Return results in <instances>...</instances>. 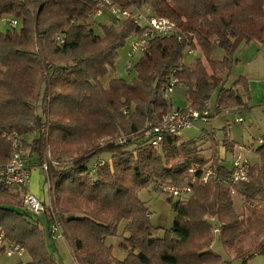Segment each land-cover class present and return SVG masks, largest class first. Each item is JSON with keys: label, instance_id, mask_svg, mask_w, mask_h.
Masks as SVG:
<instances>
[{"label": "trees", "instance_id": "obj_1", "mask_svg": "<svg viewBox=\"0 0 264 264\" xmlns=\"http://www.w3.org/2000/svg\"><path fill=\"white\" fill-rule=\"evenodd\" d=\"M115 2L124 8L149 7L193 36L182 42L153 39L132 69L136 77L131 82L112 77L106 87L102 81L114 70L118 50L143 33L132 19L119 26L103 24L100 35L89 22L91 14L101 11L96 0H0V17L21 20L19 30L0 29V125L34 136L26 145H31L37 167L47 161V143L57 161L73 145L92 147L69 165L51 169L50 191L82 264H224L223 255L212 249L217 225L221 245L232 250L240 264H247L255 255L246 249L244 236L250 225L263 228L264 216L256 221L242 218L231 185L213 179L191 184L192 195L186 200L168 196L175 218L162 236L139 191L154 182L182 186L191 167L209 162L194 160L195 150L179 144V136L167 137L159 148L143 138L147 123H157L174 109L173 101L164 97L172 75L186 89L193 109L202 110L216 92L217 114L250 108L244 99L250 98L246 78L239 77L231 86L228 80L240 44L257 42L264 47V0ZM216 46L225 51L223 58H214ZM188 48L201 52L194 66L184 62ZM105 136L125 142L95 146ZM224 142L232 152L235 144L228 134ZM105 152L112 161L90 177L93 159ZM11 154V145L0 136V165ZM255 154L259 162L251 164L248 181L233 187L245 208L258 210L264 208V145ZM212 161L218 176L230 175L232 162L227 167L217 155ZM21 193L0 188V228L8 241L29 253L31 264H60L47 247L50 233L38 220H30L28 212L16 209L23 207ZM46 220L49 225V211ZM120 235V245L128 253L124 259L115 257L114 246L106 243ZM257 249L264 255V242Z\"/></svg>", "mask_w": 264, "mask_h": 264}, {"label": "rangeland", "instance_id": "obj_2", "mask_svg": "<svg viewBox=\"0 0 264 264\" xmlns=\"http://www.w3.org/2000/svg\"><path fill=\"white\" fill-rule=\"evenodd\" d=\"M149 9V7H145ZM111 13L108 9H102L100 14H95L91 17V24L95 28V33L102 35V25L103 24H111L112 20L109 17ZM96 24H93V23ZM1 24V23H0ZM0 29L2 32L8 31L10 28L1 24ZM21 29V25L18 27V30ZM132 38L128 39L126 45L118 50V58L115 62L114 70L111 69L109 75L106 79L102 81L104 86H108L109 80L112 77H122L127 81L131 82L135 77L136 74L134 71H126L125 66L129 61L128 57V50H129V42ZM255 43V42H254ZM248 43L243 42L238 47L237 51L234 54V59H240V63L234 64L231 76L228 80V86H231L235 80L241 76L243 69L247 63L255 61L250 64L251 66L260 68L261 71V79L256 83L252 82L250 88V98L244 96V99L249 103V109H242V108H235L231 110H225L219 114L215 111V105L217 101V93H214L209 101L208 108L210 109V116L207 118L208 120L200 121L196 124L195 128L188 129L183 131L179 135V144L189 145V147L195 152L192 154V158L198 159L202 158L207 160V165H212L213 157L215 155L219 157H223V165L229 167L233 156L240 152L239 148L235 149L234 151H229L227 148L224 138L226 134L230 136L231 139L240 143L242 145H246L250 143L252 140H256L257 138L264 136V54L257 57L258 50L256 46H252L254 48L248 49ZM256 45V44H255ZM199 55L201 56V52L199 51ZM225 55V51L216 46L214 50V58L220 59L223 58ZM197 59L194 56H189L186 54L184 62L187 65L194 66ZM225 77V76H224ZM180 86V85H179ZM178 86V87H179ZM177 87V88H178ZM183 87V86H180ZM176 88V92L173 93L174 95L179 98L182 94V88ZM184 88V87H183ZM186 91V89H185ZM43 92V91H42ZM41 94L43 95V93ZM41 95V96H42ZM171 97V98H172ZM184 106L186 104L184 98L176 103V105ZM206 107V106H205ZM204 107V108H205ZM203 108V109H204ZM210 120L211 118H214ZM237 117L242 118V122H238L236 119ZM38 135V133L36 134ZM35 135V136H36ZM28 143H31L34 136H25ZM111 138L108 136L100 138L96 143L95 146L97 147H105L109 143H114L110 141ZM223 140V141H222ZM244 143V144H243ZM27 151L31 153V145H26ZM90 145L88 144H77L69 147V149L64 151L63 156L57 161V159L52 155L50 144L47 143L46 147V163H49L51 169L54 166L53 162H58L59 167H64L69 165L73 162V160L84 153L86 150L91 149ZM133 149V148H132ZM245 153V152H244ZM247 153V151H246ZM248 157L250 158L252 164H256L259 162V158L255 154V152L247 153ZM220 158V159H221ZM103 160L105 163L112 161V155L108 153H102L98 157L94 158L93 161ZM37 161L35 159L33 161V165L36 166ZM206 166V165H205ZM33 175L31 174V179L29 182L28 187L35 191L36 193H40L38 196L40 199L45 200L47 204L56 203L55 201V194L52 195L50 191L49 183L45 180V176H47L46 172L41 168L37 167L32 170ZM97 174V173H96ZM33 176V177H32ZM93 175H90L92 177ZM48 177V176H47ZM49 178L51 185L53 184L52 173L51 170L49 172ZM157 182H154L150 189H143L139 191V197L142 201H145L146 205L148 206L149 210L151 211V221L155 226H158L160 229L158 236L164 235L166 229H169L174 221L175 212L172 210L171 204L168 202L167 197L168 194L160 192V190L155 189ZM30 190V189H29ZM54 193V191H53ZM23 193L19 197V201H22ZM170 197V196H169ZM178 200L177 198H174ZM235 200V207L237 212L241 215L242 218L251 217L253 221H256L258 217L264 216V208L253 210L252 208H245L242 202L239 201V197L234 196ZM57 205V203H56ZM58 207V205H57ZM17 210H25L23 207H17ZM59 210V209H58ZM26 211V210H25ZM28 212V211H26ZM60 212V211H59ZM29 213L30 220H38L40 222V226L49 233L48 223L46 220V216L44 214L41 215H34L33 213ZM61 214V213H60ZM62 216V215H61ZM63 221V231H64V240L63 243L58 244L53 242H57V236H50L47 238V241L51 242L53 255L57 259L60 264H82L81 256L73 246V242L69 237L68 229L66 226V222L64 216H62ZM124 223L121 224L120 227V234L122 233ZM216 240L212 249L216 250L219 254L223 255L224 257V264H240V261L236 259L235 253L221 245L219 240V236H215ZM52 239V240H51ZM264 242V227L260 228L255 225L249 226V232L244 236V245L246 249L253 253L255 256L250 258L247 264H264V255L259 254L257 247ZM108 245L112 244L114 246V251L119 249L118 247H123L120 243L124 244L123 236L120 235L116 238H108L106 240ZM56 247H58L59 252L56 253ZM129 249V246H128ZM126 251H120L121 256L123 257ZM114 254V252H113ZM128 254V253H127ZM29 253L25 252L23 257H18V255L8 256L6 253L0 252V264H31V260L29 257ZM115 256V255H114ZM118 257L119 259H124L125 257ZM116 257V256H115Z\"/></svg>", "mask_w": 264, "mask_h": 264}, {"label": "built area", "instance_id": "obj_3", "mask_svg": "<svg viewBox=\"0 0 264 264\" xmlns=\"http://www.w3.org/2000/svg\"><path fill=\"white\" fill-rule=\"evenodd\" d=\"M99 7L106 8L111 13V20L115 26H119L128 19H132L143 33L140 36H134L129 42V50L127 52L129 61L125 66L126 71L131 72L134 65L138 62L140 57L150 50L151 41L155 38L159 39H177L179 42L192 37V33L183 32L178 25L166 17H161L153 14L149 9L124 8L117 4L115 0H96ZM99 11L97 14L101 13ZM89 22L91 23V17ZM0 23L10 29H18L21 25V20L12 16H1ZM0 24V25H1ZM93 24H96L95 22ZM57 41L64 43L63 36H58ZM196 49L188 48L186 54L189 56H196ZM180 85V80L177 76L172 75L164 91L165 99H171L176 88ZM209 104L202 110L193 109L188 106L184 109H173L166 113L157 123H147L144 129L145 142L154 148L162 146L163 142L169 136H179L183 131L195 128L200 121L208 120L211 112L208 108ZM238 122H242L241 117H237ZM0 136L8 142L12 147V154L9 161L0 165V188L17 189L23 193V208L33 213L34 215H41L49 211L51 214V223L48 225L49 232L52 236H64L62 216L58 210L56 203L46 204V202L39 199L34 194L27 192V188L31 179L33 165V158L27 151V139L16 129H6L0 125ZM110 141L122 144L125 142L124 138L110 139ZM264 145V136L252 140L246 145L239 146L240 152L233 156L232 167L228 177H220L217 174L216 168L212 165L201 167L200 165L193 166L189 169V179L182 186H175L171 182H157L155 189L160 190L173 198L186 200L192 195L191 184L201 183L207 184L213 179H218L219 182L231 185V193L237 196L234 185L239 182L248 181V173L251 167V160L248 157L249 152H255L259 146ZM247 151V153H246ZM245 152V153H244ZM54 166L58 162H53ZM105 165L103 160L94 161L88 171L89 175L97 173L98 168ZM41 168L46 172L47 182L51 190V182L49 172L51 167L49 163H44ZM239 197V196H237ZM240 199V198H239ZM220 232L219 226H215L214 234ZM5 249L8 256L18 255L23 257L26 250L20 245L7 240L6 233L0 228V250Z\"/></svg>", "mask_w": 264, "mask_h": 264}, {"label": "crops", "instance_id": "obj_4", "mask_svg": "<svg viewBox=\"0 0 264 264\" xmlns=\"http://www.w3.org/2000/svg\"><path fill=\"white\" fill-rule=\"evenodd\" d=\"M100 14V13H99ZM110 17V16H109ZM256 44V45H255ZM252 46H256L257 48V50H258V54H257V57L258 56H260V55H263L264 54V47L260 44V43H257V42H251V43H249V45H248V49H252V48H254V47H252ZM253 50V49H252ZM195 57V59H198L199 57H200V55H199V50L197 51V54H196V56H194ZM256 59V58H255ZM255 59L254 60H252V62H250V63H247L246 64V66L243 68V69H241V70H243V72H242V74H241V76H239V77H244V78H246V80L248 81V84H249V86L251 87V85H252V82H254V83H256L257 81H260V79H261V71H260V68H258V67H254V66H251L250 64H252L254 61H255ZM236 60V64L237 63H240L239 61H240V59H235ZM238 77V78H239ZM237 78V79H238ZM236 79V80H237ZM235 80V81H236ZM179 89L180 88H182V94H180V96L181 97H179V98H177L175 95H174V97H172L171 98V100L173 101V103H174V109H184V108H186V107H188V106H190V103H188L187 102V99H186V91H185V88H183V87H178ZM177 88V89H178ZM176 92V91H175ZM217 93V92H216ZM175 94V93H174ZM216 96H217V101H216V105H215V111H216V109H217V106H218V93L216 94ZM181 98H184V100H185V102H186V104L184 105V106H180V104L179 105H176V103H178L180 100H181ZM208 104H209V102H207ZM228 110H231V109H228ZM216 117H214V118H211L210 120H212V119H215ZM224 140V139H223ZM222 140V141H223ZM232 142L235 144V147H234V150L237 148H239V146L241 145L240 143H238V142H236V141H234L233 139H232ZM244 144V143H243ZM233 150V151H234ZM221 158V157H220ZM33 161H34V158H33ZM221 163H223V157L221 158ZM231 165V164H230ZM34 168H36V166L34 167ZM33 168V169H34ZM32 169V170H33ZM32 175H33V172H32ZM33 177V176H32ZM45 180L47 181V179H46V176H45ZM30 189V190H29ZM27 192H29V193H31V194H34L35 196L36 195H39L40 196V193L38 194V193H36L35 191H32V189L31 188H27ZM38 197V196H37ZM39 198V197H38ZM40 199V198H39ZM42 200V199H41ZM42 201H44L45 202V200H42ZM145 202V201H144ZM47 204V203H46ZM151 212V211H150ZM50 233V232H49ZM50 236H51V234H50ZM58 238V241L57 242H53L54 243V245H55V243H58V244H60L61 245V243H63V240H64V236H61V237H57ZM52 240V239H51ZM110 245H112V244H110ZM47 247H48V250H49V252L51 253V254H54L53 253V251H51L52 250V244H51V242H49V241H47ZM119 249H116L115 251H114V255L118 258V257H120L121 256V254H120V251H126L125 252V254H124V256L123 257H125V255H127V250L126 249H124L123 247H118ZM214 250H215V248H214ZM216 251V250H215ZM27 252V251H26ZM57 252H59V249H58V247H56V253ZM28 253V252H27ZM30 257V256H29ZM122 257V256H121ZM122 257V258H123ZM30 260H31V257H30Z\"/></svg>", "mask_w": 264, "mask_h": 264}]
</instances>
